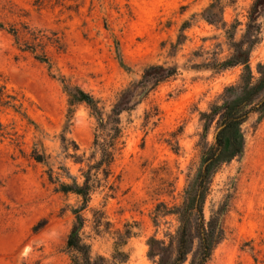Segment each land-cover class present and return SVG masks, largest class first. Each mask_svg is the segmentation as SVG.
<instances>
[{
    "label": "rangeland",
    "instance_id": "obj_1",
    "mask_svg": "<svg viewBox=\"0 0 264 264\" xmlns=\"http://www.w3.org/2000/svg\"><path fill=\"white\" fill-rule=\"evenodd\" d=\"M253 1L229 2L224 28L203 18L213 0H0V85L17 105L0 106V264H71L67 238L81 202L58 190L50 174L69 183V169L81 179L85 164L71 156L92 155L98 123L89 103L70 105L66 87L82 89L109 113L155 64L179 73L147 97L141 93L137 107L122 114L124 144L111 179L117 188L93 195L83 235L104 264H157L150 256L153 237L166 242V257L173 259L180 226L175 212L203 159L201 113L245 71L213 63L232 53L228 29L243 39ZM261 21L250 60L256 76L264 63ZM243 129V156L216 173L205 202L209 221L228 200L225 238L207 264H264V114L252 115ZM215 136L214 125L208 145ZM95 211L107 223L100 232ZM128 230L123 250L129 257L117 262V235ZM193 238L185 264L198 255Z\"/></svg>",
    "mask_w": 264,
    "mask_h": 264
},
{
    "label": "trees",
    "instance_id": "obj_2",
    "mask_svg": "<svg viewBox=\"0 0 264 264\" xmlns=\"http://www.w3.org/2000/svg\"><path fill=\"white\" fill-rule=\"evenodd\" d=\"M233 0H213L203 12V18L214 25L226 28L227 22L224 18L226 6ZM264 18V0H254L248 14L246 33L243 39L237 41L235 32L228 29L229 39L232 40V53L228 58L213 63L219 69H226L243 65L245 71L239 83L225 89L220 100L213 103L208 111L201 113L204 123L202 138L203 159L201 166L187 188L183 206L175 212L179 216L180 226L177 233V249L173 259L169 260L166 254L169 250L164 240L153 237L149 240L150 256L157 258V264H185L193 249V234L199 239V250L197 257L191 264H207L214 250L225 238L223 218L228 208V200L207 221L204 212L206 199L210 193L213 179L223 165L230 163L237 157L243 156L246 147V134L243 125L254 114H264V63L258 66L259 75L256 76L252 70L250 60L256 45L261 41V32ZM4 25L0 22V27ZM189 27L185 23L183 28ZM18 38V34L14 31ZM184 34H181L179 43L183 42ZM41 58V57H39ZM46 61L47 59H43ZM176 66L155 64L146 68L142 79L130 88L123 91L113 109L106 113L98 106L92 96L78 87H66L71 97L70 105L85 101L93 109L97 118V129L94 140V152L89 158L76 157L77 163L85 164L80 169L81 179L74 176L68 169L67 176L72 182H61L60 177L50 174L53 183L60 182L58 190L64 193H73L80 198V207L74 210L75 223L67 238V249L70 253L71 264H104L103 257L94 258L92 246L86 241L83 231L86 226L84 211L88 209L93 195L100 189L109 187L116 190L115 182L111 183L114 176V163L118 152L122 149L124 128L122 114L135 109L141 102L139 95L145 91L144 97L155 89L160 83L178 75ZM15 96L9 94L5 85H0V106L17 107ZM216 126L215 141L208 145L207 136L210 129ZM36 160L44 162L43 154L34 155ZM98 213V215L96 214ZM104 215L95 211V229L101 231ZM132 231L120 232L117 235L116 249L113 256L117 262H125L128 254L123 250L131 237Z\"/></svg>",
    "mask_w": 264,
    "mask_h": 264
}]
</instances>
